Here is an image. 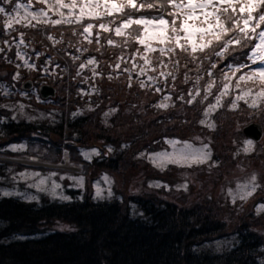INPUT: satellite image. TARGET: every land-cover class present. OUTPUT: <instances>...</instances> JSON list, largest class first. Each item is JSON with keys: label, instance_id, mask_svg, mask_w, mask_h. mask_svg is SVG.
Returning a JSON list of instances; mask_svg holds the SVG:
<instances>
[{"label": "trees", "instance_id": "16d2710c", "mask_svg": "<svg viewBox=\"0 0 264 264\" xmlns=\"http://www.w3.org/2000/svg\"><path fill=\"white\" fill-rule=\"evenodd\" d=\"M20 1L40 6L36 0ZM14 2L17 1L0 0V7L10 9ZM140 2L142 0H137V5ZM154 11L158 9L139 7L123 9V12L135 15ZM164 15L167 16V12ZM1 16L0 13V77L3 74L2 77L8 82H14L17 77L14 78L16 68L12 66L13 61H10V58L17 59L14 47L19 38L29 46L32 53L45 54L42 63L37 60L38 67L46 64V58H50L51 66L56 64V72L49 74L46 82L56 91L55 97L48 99L57 105L54 114L57 118V126L11 122L1 131L0 140H6L5 143L20 139L29 141L31 135L37 133L46 137L57 135L67 140L77 138L75 140L77 144H87L86 140L90 134L86 127L93 128L98 124L101 126L100 114L105 106L112 104L117 106V112L112 118L111 126L115 120L114 126L134 127V131L131 128L128 133L130 139L134 140V149L127 154L126 160L129 162L134 160L138 167L146 171L144 179L157 178L170 182L176 176L177 167L171 165L166 173H157L143 159L138 158V154L143 150L153 151L161 148L164 134L159 132L166 125H175L183 129L191 127L194 130L186 133L189 137L192 133L195 135L202 133L203 129L207 132V128L201 126V121L209 105L216 103L217 96L220 97V104L214 112L215 127L210 136L213 140L212 151L215 152L213 158L219 166L224 167L228 159L235 163L236 157L242 155L238 149L236 150L235 144L240 143L245 137L241 127L236 126L254 121L261 125L264 133V115L259 117V113L264 109V103L250 107L249 101L246 103L244 99H240L236 100L237 107H229L240 93V88L235 87L236 76H233L231 85L226 90L227 95L221 94L225 83L222 77L223 72L227 70L226 62L230 63L238 57L242 59L239 54L246 53L248 48L237 49L227 54L224 60L211 53H208L207 59H202L205 53H198L195 61L188 53L179 49L175 50V56L171 53L161 56L159 51L155 50L145 54L151 58V66H149L144 65V58L141 56L143 45L138 44L135 39L115 35V26L119 19L124 18L122 13L105 14L97 18L83 17L79 24L34 22L28 25L25 23L16 25L14 30L7 33ZM109 21L111 23L108 24V30L98 26L101 22ZM89 22L93 24V28L89 30L90 34L84 32V25ZM139 27L129 26V28ZM23 30L31 35H25ZM30 30L32 32H29ZM96 33H99V37ZM49 37H52L51 41ZM108 39L115 43L108 44ZM252 43L254 41L249 43V47ZM134 52L136 55L133 58ZM160 60L165 63L160 64ZM211 61L218 63L212 68L214 83L209 89V94H206L204 88L209 81L207 70L211 68ZM82 63L85 64L83 69L79 67ZM117 64L119 67L116 66ZM133 64L136 65L135 68ZM142 65L145 68L143 75L140 74ZM161 72L165 75H160ZM37 73L27 76L33 80L34 87L40 84V75ZM145 74L155 77V81L152 84L145 82V86L141 87ZM173 76L175 80L172 79ZM197 76L200 77L198 82ZM261 86L258 80L241 82V87L251 88L253 92ZM89 87L92 88V93L88 95L89 99L96 100L98 104L88 115L73 119L71 117L73 110L90 102L89 99L81 96V92L79 93V90H86ZM197 87L200 89L199 94L196 92ZM157 88L160 91H156ZM189 89L192 90L191 94ZM131 92H134L133 95ZM164 93L171 95V105L166 112L157 109V103ZM142 94H147L145 96L147 103L140 110L141 107H138L140 100L137 95ZM181 96L183 99L180 98ZM193 96L195 99H192ZM190 99L192 103H188ZM132 104L134 108L131 110L134 111V115H124L126 114L124 109ZM179 106L185 110L181 116L175 113ZM243 110L257 111V115L241 116L239 113ZM228 114L234 116L238 122L235 118H231L224 123L222 117ZM149 118H154L153 122H150ZM111 129V127L107 129L99 127L98 130L109 132ZM97 137L95 138L101 139L99 135ZM106 141H109L108 137ZM136 144L140 147L137 148ZM125 151L117 152L114 157H103V162L93 164L99 168L106 165L118 167L119 163L124 161ZM252 154L249 159L264 162L262 143H255ZM92 175L88 177L87 194L80 201L66 204L45 201L41 205H35L14 198H1L0 264H264V236L256 226L254 218H248L249 222L243 220L242 224L235 225L234 229L228 232V226L233 219L224 214L227 210L218 203L203 201L184 205L186 199L180 197L177 200L183 203L181 206L169 201L163 191L131 195L124 198V202L118 200L94 202L89 198L92 192L91 182L94 178ZM126 182L127 174L122 177V187ZM257 196L259 195L255 193L250 197L255 199L250 204V210L257 204ZM131 203L135 204L139 215L131 214L129 205ZM250 213L247 217H251L253 211L251 210ZM55 222L68 224L71 229L59 231L50 228ZM42 228H48L50 231L40 238H31ZM12 235H24L29 238L6 242L5 240ZM231 236L235 237V245L227 250L215 252L203 247L205 243Z\"/></svg>", "mask_w": 264, "mask_h": 264}, {"label": "rangeland", "instance_id": "374dc122", "mask_svg": "<svg viewBox=\"0 0 264 264\" xmlns=\"http://www.w3.org/2000/svg\"><path fill=\"white\" fill-rule=\"evenodd\" d=\"M36 1L40 6H33L31 3H25L19 0L21 5L27 6V13L24 7H21L18 10V14L13 12V8L17 2H14L10 9L5 8L7 12L12 13V17H16V20L19 21L14 22L9 16L1 13L3 24L5 25L6 20L9 21L8 27L6 28L4 26L6 33L14 30L16 25L25 23L30 25L34 22L46 24L44 22L45 19H47L48 22H51L53 19H59L61 21L63 19L74 20V16H67L69 11L67 8H62L60 10V12L64 13V17L62 18L60 14L55 11L53 0H48L47 3H45L44 0ZM64 2L67 3L68 0H64ZM50 5L52 6L50 7ZM38 9H44L45 15L39 16L38 14V18L33 19L30 13L36 12ZM78 11V8L72 9L74 14ZM81 20L73 23L79 24ZM25 30L29 29L25 28ZM25 30H23L24 34L29 35ZM29 32H32V30ZM21 39L22 38H19L17 40L16 46L14 47L17 59L12 60L9 57L10 61H13L12 66L16 68L15 74L20 72L19 75L15 78L14 82L6 81V78L2 77L3 74L1 75L3 80L0 77V135L2 134L1 131L3 127L11 122L25 124L31 123L35 125L44 123V125L49 127L57 126V118L54 115L56 113L55 110L57 109L55 102L49 99H41L38 95L37 87H33L30 90H24L21 88L24 81L30 79L27 76L35 74L37 71V74L40 75V84L38 87L44 84L51 85L46 81L48 80L49 74L56 72V64L51 66L50 58H46V64L38 67L37 60L40 58L41 54L37 55V53H32V50H29V46H27ZM49 40L51 41L52 37L51 39L49 38ZM18 51L21 53V56H17ZM25 60H27L29 64L34 65V67L29 68L25 66ZM17 65H19V67H17ZM94 66H96V64H94ZM256 66L259 67L264 65L257 63ZM21 72H23L24 76ZM130 76L131 75H129V77ZM149 76V74L144 75V83L149 82L152 84L154 82L148 79ZM80 92L82 97L84 96V98L89 99V96L92 93V88L89 87L86 90H79V93ZM133 93L131 92L132 95ZM165 95L169 96L170 99L165 101ZM137 96L140 100V105L138 107H141L140 110H142V106L144 107L147 103V97H145L147 94ZM88 101L90 102L85 105H80L77 109L73 110L71 113L73 119H79L94 111L98 103L96 100L89 99ZM248 101L251 103V98H249ZM109 103L110 102H108V104ZM161 103H166L167 107H160L159 105ZM219 104L220 102L216 101V103L212 105L213 107L208 108V111L205 113L202 120L204 123H201V126L206 127L208 130L207 132L203 129L202 133L200 132L197 135L192 133V137H189L186 133L194 130L191 129V127H185L183 129L178 128L175 125H166L161 132H159L164 134L161 148H157L153 151L143 150L138 154V158L143 159L152 167V169L154 168L153 171L157 173H166L171 165L177 167L176 176L174 180L170 182L157 178H151L150 180L144 179L146 171L143 168L138 167L134 160L132 162L126 160L127 154L134 149V140H131L129 137L130 135L128 134L131 128L134 131V127H132V125H129L130 127L114 126L116 123L115 120L113 121L115 123L111 126L112 118H114V115L117 112V106L112 104L105 106L106 108L101 112L99 118L102 124L101 126L98 124L97 127H86L89 131L88 134H90V137L86 140L87 144H77L75 141L77 138L67 140L64 137H58L57 135L46 137L37 133H33L30 137L31 140L29 141L20 139L18 141L5 143L6 140H0V199L4 197L14 198L35 205H41L45 201L64 204L80 201L87 194L88 177L93 174L92 176L94 178L91 182L92 192L89 198L94 202H108L114 200L124 202V198L131 195L158 193L163 191V194L167 196L166 198L169 201L175 202L181 206L183 203H180L177 200L180 199V197L186 199L184 205H187V203H200L203 201L218 203L221 207H224L227 210L224 214L233 219L228 226V232H231L235 225L242 224L243 220L249 222L250 219L248 218H254L256 226L264 236V230H261L264 228V162L262 160L260 162L254 159H249V156L255 149L256 142L252 140L253 144L250 146L252 150L245 152V142L246 140H249L247 138L241 140L240 143L235 144L236 150L238 149L239 153L242 154L236 157L235 163L228 159L225 161V166L221 167L218 162L214 160L213 154L215 152L212 151L213 140L210 133L215 127L213 116L214 112L219 107ZM237 104L238 103H236V105ZM20 105L24 106L23 109H21ZM170 105L171 95L169 93H164L160 97V101L157 103V109L166 112ZM133 108L134 104L128 105V107L124 109L126 112L124 115L133 116L134 111L131 110ZM4 112H6V114ZM175 113H177L178 116H181L185 113V110L182 106H179L176 108ZM239 114H241V116L244 115L245 117L247 115L248 117H253L257 115V111L248 110L247 112L246 110H243ZM261 115H264V109L259 113V117ZM231 118L235 117L230 114L222 117L224 123ZM153 119L149 118L150 122H153ZM235 120L238 122L236 118ZM252 122L254 121L248 123ZM248 123L246 122L242 124V126L236 127H241L242 129V127ZM99 127L105 129L111 127L112 129L109 132H106L98 130ZM236 127L235 129H237ZM97 135H99L101 139H97ZM107 137L109 138V141H106ZM228 138L231 140L230 136ZM64 139L65 141L62 142ZM66 142H71V145H67ZM185 142H187V144H185ZM259 142L264 146V135L258 143ZM62 143H64V145ZM228 144L230 145L231 142L229 141ZM203 145H208V148H203ZM136 147L138 148L140 145L136 144ZM93 148L97 149L98 152H91V149ZM119 151H125V153L124 161H121L118 167L106 165L105 167L102 166L99 168L94 166L95 164L93 163L103 162V157H114ZM196 151L210 152L209 159L202 163L191 164L169 163L165 160L167 154ZM84 152H88L89 155L86 157ZM149 154L159 155L150 157ZM154 159L156 160V163L153 162ZM253 173L258 177L257 184L259 186L256 191L247 196L246 199H241V192L237 189V184L238 182L241 184L244 183ZM125 174H127V182L125 186L122 187L121 181ZM105 176L110 179L111 183L104 179ZM80 177L83 179H78ZM41 179L44 180V183L38 188L36 185ZM54 184L59 185V187H56L53 192ZM97 188L100 189L99 195H97ZM229 189L232 191L230 192ZM5 192L9 194L5 195ZM255 193L256 195H259L256 197V199L258 198V202L251 209L253 211L251 217H247L251 214L250 204L255 200L250 199V197L253 194L255 195ZM30 196H34L36 199H27V197ZM64 197H67V199ZM129 205L133 216L140 214L135 204L131 203ZM50 228L63 231L68 228L71 229V226H68V224L63 222H55L53 227L51 226ZM49 231L50 229L48 228H42L37 235H32L31 238H40V236H44V234ZM27 238H29V236L12 235L5 241L11 242ZM234 238L235 237L233 236L229 238H220L205 243V246L203 247L212 249L215 252L227 250L235 245Z\"/></svg>", "mask_w": 264, "mask_h": 264}, {"label": "snow or ice", "instance_id": "6c2138e0", "mask_svg": "<svg viewBox=\"0 0 264 264\" xmlns=\"http://www.w3.org/2000/svg\"><path fill=\"white\" fill-rule=\"evenodd\" d=\"M44 2L47 3L48 0H44ZM53 5L55 6V11L62 18L64 17V13L60 12V10L62 8L69 9L67 16H74V20L63 19L61 21L59 19H53L51 20L52 24L78 22L85 16L103 17L105 14L122 13L124 18L119 19L115 26V35L135 39L138 44L144 46L143 53H141V56L144 58V65L151 66V58L145 54L155 50H158L161 56L168 55L169 53L175 56V50L179 49L184 53H188L192 60L195 61L198 53H205L202 59H207L208 53H211L219 57L220 60H224L227 54L235 52L237 49L248 48L246 53L242 52L239 54V56L243 57L242 59L238 57L230 63L226 62L225 67L227 70L223 72L222 77L225 83L221 89V94L227 95L226 90L229 89L233 76H236L235 87L240 88V93L235 97V100H233L229 107H237L236 100L240 99H244L247 103L249 98H251L250 107H256L258 104L264 103V66H255L257 63L264 65V0H142L138 5L137 0H68L67 3L64 0H53ZM21 7H24L27 13V6L21 5L19 0H17L13 12L18 14V10ZM126 7L158 9V11L135 15L134 13L123 12V9ZM77 8L79 11L74 14L72 9ZM165 12H167V16L164 15ZM0 13L9 16L14 22H19L4 7H0ZM38 14L39 16L45 15V10L38 9L36 12L30 13L33 19H37ZM44 22L47 23L48 20L45 19ZM109 23L111 21L108 23L101 22L98 26L108 30ZM8 24L9 21L6 20V28ZM130 25H138L140 27L129 28ZM92 28V23H86L84 25V32L89 33V30ZM126 29L128 31H125ZM96 35L99 37V33H96ZM49 38L51 39V37ZM85 38L87 39V37ZM253 41L254 43L249 47V43ZM153 42L156 43L154 44ZM97 43H99V40H97ZM107 43L112 45L115 41L108 39ZM135 55L136 53L134 52L133 58ZM17 56H21L19 51L17 52ZM73 59H77V57H73ZM24 63L29 68L34 67L27 60ZM159 63L164 64L165 62L160 60ZM210 63L211 68L207 70L209 81L204 88L206 94H209V89L214 83L212 68L217 66L218 61H211ZM116 66L119 67L118 64ZM79 67L83 69L85 64L82 63ZM135 67L136 65L133 64V68ZM241 69H246V71L241 72ZM125 71L130 70L125 69ZM144 71L145 68L142 65L140 74L143 75ZM237 73H239L238 76ZM18 75L19 73H16L14 78ZM160 75L163 76L165 73L161 72ZM129 79H131V76ZM148 79L155 81V77L152 76H149ZM172 79L175 80V76ZM185 79L187 80V74H185ZM196 80L198 82L200 77L197 76ZM256 80L262 86L255 92L251 88L241 87L242 81ZM144 86V82L141 81V87ZM156 91H160V89L157 88ZM191 91L189 89V94H191ZM199 91L200 89L197 87V94H199ZM180 98L183 99V96ZM219 98L217 96L218 102ZM168 99L170 97L165 95L164 100L167 101ZM192 99H195V97L193 96ZM192 99L188 103H192ZM159 106L167 107V104L161 103ZM20 107L23 109L24 106L20 105ZM211 107L213 106L209 105V108ZM205 111L207 112L208 109ZM201 123H204V121H201ZM245 144L244 151H251L250 146L253 144V141L250 139L246 140ZM203 148H208V145H203ZM91 152H98V150L93 148ZM84 155L87 157L89 153L84 152ZM149 155L150 157H155L159 154ZM209 157L210 152L206 151L180 152L167 154L165 160L169 163L191 164L202 163L208 160ZM153 162L156 163V160L154 159ZM78 179L82 180L83 178L80 177ZM104 179L111 183L107 176ZM257 180V175L253 173L244 183L241 184L238 182L237 189L241 192V199H246L247 196L256 191L259 186ZM43 183L44 180L41 179L36 186L39 188ZM56 187H59V185L54 184L53 192ZM229 191L231 192L232 190L229 189ZM4 194L7 195L9 193L5 192ZM99 194L100 189L97 188V195ZM64 198L67 199V197ZM27 199H36V197L30 196Z\"/></svg>", "mask_w": 264, "mask_h": 264}, {"label": "water", "instance_id": "95a60500", "mask_svg": "<svg viewBox=\"0 0 264 264\" xmlns=\"http://www.w3.org/2000/svg\"><path fill=\"white\" fill-rule=\"evenodd\" d=\"M43 58H44V54L40 56V58L38 59V62L42 63ZM32 87H33V83H32V80L30 79L26 80L21 86V88L24 90H30L32 89ZM38 94L41 99H48V98L55 97L56 91L52 86L44 84L38 87ZM241 131L244 137L251 139L255 142H258L263 135V128L261 127V125L255 122L246 124L245 126L242 127ZM66 144L71 145V142H66Z\"/></svg>", "mask_w": 264, "mask_h": 264}]
</instances>
